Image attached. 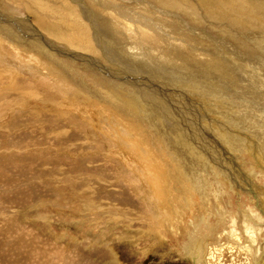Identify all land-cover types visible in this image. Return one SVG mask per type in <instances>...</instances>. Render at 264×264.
I'll list each match as a JSON object with an SVG mask.
<instances>
[{
  "label": "rangeland",
  "instance_id": "obj_1",
  "mask_svg": "<svg viewBox=\"0 0 264 264\" xmlns=\"http://www.w3.org/2000/svg\"><path fill=\"white\" fill-rule=\"evenodd\" d=\"M2 1L4 2L5 0ZM49 1H51L50 3L52 5H50V7L61 8V13L63 14L61 15L62 17L64 15L67 16L61 18L65 22V25L68 28L70 27V29L68 30L69 34H72L73 38H77L81 41V43H83V45L81 44L82 47L73 46L64 41H58L56 39L49 38L47 37V34H43L44 36H46L45 38L47 40L49 39L50 41L56 43L55 46L51 45L52 48L56 49L52 50L55 53V58L58 60L60 59L59 61H61L64 67L63 69L66 71L65 74L68 78L73 79L75 82L78 81V84L80 83V85H84L83 87L87 88L86 90H91L96 96L98 94L101 95L99 98L105 103L104 107L109 113V119L111 118L109 124L113 129H110L113 132L116 131L117 134L119 133L116 136V138H120L119 140L117 138L119 144L121 143L120 141H122L128 146L129 143L133 144L136 141L134 143V146L131 144L129 145L130 147H134L136 149V152H138L139 147L141 149L138 153H135L133 151L134 155L136 156L133 163L139 161V157L137 155H142L144 158L147 156V161L151 160V163L153 162L152 164H156L153 165L154 172H152V176H155L154 178L157 182V187L156 189H153L152 187L151 193L152 191H155L152 194L156 195L161 200L159 209L171 215L173 214L177 216V214H180L181 216H179L181 217V221L187 220L186 216L191 212V209L192 211H197L199 209L208 211L206 214L203 213L205 219L207 220L208 226L206 229H204V231L196 235L188 236V229L186 228L187 225H185L182 227L184 231L183 236H178V238L169 236L167 237L168 240H163V243L157 241L158 239L156 238V234L155 236H153L154 233L152 234L150 228L151 224L149 226L145 219L142 218V213L144 212L140 202L138 201V199L134 198L135 195L133 192L131 193L130 191L126 190L125 187H123L126 186V183L122 178H120L119 174L130 173V168L127 166V168L129 169L128 170L123 162L119 167L114 168L115 165L113 163L117 161V159L113 158L109 160L107 158H104L105 156L107 157L111 153V151H114V149L112 150V147L114 148L117 143L113 144L106 136V133L101 129L98 131L100 133H96L97 126L95 124L92 125V122L90 121L89 122L91 126L88 128L87 126H89V123L86 124V122H84L85 124H82V126L73 125L70 124V116L67 113L61 114L57 113L54 110L45 109V112L42 110H40L39 112L40 114L45 115L46 118L42 119L43 116H40L38 118L35 117L36 119L34 118L35 121L33 122L30 117H23L24 122L18 121L19 125L21 124V126H17L15 129H13L12 127L11 129H8L10 127H8L9 124L5 125L4 128H0V226H3V224H8L10 221H14V223L18 224L19 226L28 229L29 232L26 233V238L28 240L26 241L30 243V245L25 246L24 248L21 247L18 250L16 249L14 251L13 244L9 240H3V237H5V232H0V240H3L0 241V264H43V259L47 258L45 256H49L48 252L46 253L42 248H50L49 245H46L47 242H53L54 245L64 247L65 254H68V252L72 250H78V257H76L74 261L69 260L70 262H68L65 260L62 262L63 264H187L186 261L189 257L188 255L186 256L184 251L185 242H188L191 245L192 243H198L199 247L201 243V241L199 240L201 234H208V230H214L217 224L221 221V219H219L212 224L211 222H214L215 220H211L209 223V212L212 211L208 210V207L209 209H212L213 204L209 201L210 199L208 200V207L205 205V203H202V198L204 196V193L202 192L203 188L201 190H198L199 197H201V199L198 200L197 196H195L197 195V185L194 183L196 182V179H199V177H204L205 180L203 181L208 180L207 182H210V184L212 182L214 184V187H219V185L223 186V192L227 197L232 199L233 205L236 208L237 203L239 202V193L241 192L243 194V189L245 191L244 194L246 193L245 196L253 199V201L257 203L256 207L259 206L262 209L264 208V189L261 188L263 187L262 185H264V181L259 178L260 181L258 180L257 182V180H254L253 184L250 178L252 175V177L255 179V177L253 176V174L255 173L252 172V170L259 163L257 162L258 160L244 159L241 151H239L240 148L237 149V147H243V149H245L246 140L244 141L245 146H243V143H241L243 140H238L240 139V136L236 133H238L239 130L236 129V122L233 121L236 118L235 114H237L238 111H236V109H234V111L232 110L233 107L235 108L237 106L235 101L236 97L255 98L254 95L258 94L259 92H251L249 88L247 91H238L236 88V85L238 83H236L234 79L235 75L234 73H232L234 68L231 67L233 66L232 53L239 54V44H252V42L253 44H256L255 41L257 40L259 46H261L260 42L264 41V24H262L264 22H261L264 20V0H233L235 2H238V5L234 4V8L227 7L230 6L229 3L227 4V6H223V4L225 3L226 5L227 2H221L227 0H172L176 4L177 2H181L182 5H184L175 7V5L172 4L174 11L176 10L177 13L181 15L180 12L185 11V6L188 7L190 11L187 13L193 14L192 18H194V20H191L192 18L189 16V14L186 16L183 13L184 15L181 16L189 18V23H191L194 28L205 31V33H203L205 35H202L200 37H187V43L189 45L187 47L189 50L182 48L173 49L169 45V42L171 40H168L165 35L163 36L166 37L165 40L167 41H165L164 39H160L159 36L154 33L158 30H152L154 36L148 34L146 31H144L145 35L141 32V30H149V26L147 25V23H145L144 20L147 17L149 18L146 19L147 22L152 18L154 19L153 22H156V25L163 24L161 20V14L165 13L163 15H167L165 11H168V9L163 8V6L161 5L163 0H139L140 4L137 2V0H114L115 2L118 1L116 2L118 3L117 6H115V2H112L113 0H108L110 2L106 0H79V4H82L84 2L89 6V8H91V12L88 16L84 8H82V10H79L78 14L80 15V18L79 15H77V17L78 19H81L80 21H78V19L76 21L77 17L73 14V12H75V5L70 3L68 0ZM102 1L104 2L102 3ZM96 2H101V4H104L106 9H100L101 4H94ZM119 2H123L124 4H121L124 6L121 7L122 5ZM4 3H6L8 6L10 5V7L12 8H16L12 3H8L7 0ZM125 3L128 7L130 5L132 7L130 6L128 8ZM95 5H98L100 8H96ZM106 6L111 8H107ZM70 7L72 8V10L70 9ZM118 7H121V9H119ZM129 9L132 10L129 11ZM102 10L104 11V14L101 12ZM152 10H154V12ZM105 12H108V16L110 14L112 15L108 17ZM118 12H120L119 17ZM121 12H125V14ZM105 14L106 16L104 17ZM51 15L55 17L58 14L56 12H52ZM29 17L30 19L22 11L17 12V10H8L0 4V37L8 36L9 38H13V40H16L19 43L23 41V44L21 43V45H23L24 47L33 48V51L36 50L40 52L39 49L41 48L43 41L40 40L39 36H37L39 35L37 31H39V33L43 32L41 30H38L35 24L36 17L33 15H30ZM101 17L102 19H104L103 21L101 20ZM133 17H135L137 22ZM157 17H159V20ZM112 18L114 21L118 20L115 21L113 25L112 23L114 21L112 20ZM121 19L126 23L122 22L121 25H116L117 23L120 24L119 22L122 21ZM133 19L135 22L133 21ZM139 19H142L140 20L141 22L143 21L141 25H139ZM110 20H112L111 23ZM105 21H108L107 23L111 26H106L108 24ZM103 22H105V24ZM26 23L28 24V26ZM134 23L136 25H134ZM103 24L105 27L101 26ZM252 24L253 26L251 28ZM145 26L147 28H144ZM84 27H87L88 29H85ZM129 27H131V29L133 30H131ZM137 27L138 29H140V31L136 30ZM80 28L84 31V33ZM134 28L136 31H138L137 33L136 31L134 33ZM77 29L79 32L77 31ZM208 29H210L211 32ZM33 30H35V32ZM80 31L82 32V34H84V36ZM86 31L88 32V35L89 33H91V38L89 37L88 39V37H86L88 36ZM139 32L143 34L142 37L136 35ZM125 33L126 35H128L129 33V35L126 36L124 35ZM167 33V35H171L170 37H177L178 39V35L171 34L170 32ZM75 34L81 35L75 36ZM131 34L134 38H132ZM104 35H106V37ZM129 36L131 38H129ZM137 36L138 38L141 37L140 40L142 42H140L139 39L136 40ZM112 37L114 39V42H112ZM114 37H116V39ZM185 37L186 36L183 35L184 39ZM190 37L191 39H189ZM215 38L217 41L215 40ZM179 39L182 38L179 36ZM219 40L221 41V43ZM143 42L144 45L142 44ZM147 43L149 45H147ZM224 43L225 46L222 48V44ZM145 44L147 45V47H145ZM228 44L234 45L230 46ZM87 45H89V47ZM135 45L136 48H133V46L135 47ZM83 46L86 47L87 50H85ZM225 47H227V51L225 50ZM144 49H146L147 51ZM47 50H51L50 47L47 48ZM198 50L207 52L208 54H210V58H206L207 56H205V54L203 53L200 54ZM2 51L3 50L0 51V68L3 67L2 69H0V89H2L0 90V98L2 99V101L0 102V110L5 106L7 107L12 99L14 101H16L17 99L20 100L19 98L23 95L16 90L21 89H16L17 86L14 85H16L19 81H26L25 78L28 80L29 75H26L28 73V68H24V64L21 60H19L20 63L18 62V60H11L9 57H6L4 51ZM137 51L140 52L137 53ZM145 53L148 55V58ZM56 54L59 55L57 56ZM132 54L135 55L134 58ZM154 57L156 58L157 62H155L156 60ZM225 58L230 59L227 60ZM8 62L10 66H8ZM11 66L13 68L15 67L16 70L19 69L23 73V75H15L17 78L14 82L13 80H10L11 73L3 71L4 68H8ZM12 67L11 69H13ZM19 67H21V69ZM69 72L71 73V75H73L71 76ZM1 73H3L4 75H2ZM229 74H231L232 76H229ZM90 77L93 80L92 83ZM94 78L96 79L97 83L96 81H94ZM85 80L87 81V83ZM105 83L107 84V86L105 85ZM41 91H43V89L40 88V92ZM47 91L44 90L45 93H48ZM107 91L109 92V94ZM14 92L16 93V95H13ZM127 94L131 96L129 97ZM22 98H25V96H23ZM110 98L112 100H110ZM257 99L260 98L258 97ZM138 100L142 105L138 102ZM105 101H107V103ZM226 102H228L229 104H226ZM26 103H30V106L28 104V107L24 109L25 111H31L32 109L34 110L36 109L35 106L39 109L43 108L40 103V98L37 97L36 99H26ZM108 103L109 105H107ZM36 104H38L39 106ZM108 107L110 108L108 109ZM260 107H262V103H260ZM20 111L22 112L19 107H17V109H14L11 115H9L10 118L6 119L5 122H12L16 120V115L19 116V114L21 113ZM110 111H114L115 113L113 112V114ZM126 111L129 116L125 114ZM47 114H50V118H48ZM112 114L113 116H115L114 118L112 117ZM116 114L118 116H116ZM128 117L129 119H132H130L131 121L129 122V119L126 120ZM18 119L19 117L17 118V120ZM116 119L118 120V122ZM54 120L57 121V123ZM135 120L138 121V124ZM46 121H48V123ZM134 121L136 125L134 124ZM121 122L124 124H122ZM35 123L41 124L38 125ZM131 126L133 129L131 128ZM81 127H83V129ZM129 130L131 133L130 136ZM78 131H80L81 133ZM137 132L138 134L140 133L139 136L138 134H135ZM74 133L78 136L73 135ZM228 133L229 135H227ZM100 134H102V136H100ZM121 135H123L124 137L126 136L125 138L123 137V139H126L125 141L121 139ZM127 136L129 138H127ZM226 139L228 141H226ZM73 140L75 141V143L72 142ZM225 142L227 143L225 144ZM47 144L51 148L47 146ZM232 144L234 148L232 147ZM56 146L59 148H56ZM100 149L102 150V152H99L101 151ZM148 152L150 154H148ZM238 152H240L241 154ZM30 155H36L37 157L43 155L45 157H40L41 160H39L40 158H35L36 156L31 158L34 159L32 160L34 162L35 159H38L40 161L39 162L37 160L38 162L36 163V165L32 166V163H27L31 162L29 160V158L31 157ZM49 156H52L51 158L55 160V164L57 166L54 164V162H52V159H47V157ZM13 157H15L14 160L11 159ZM148 157L151 158L148 159ZM66 159L70 162L63 161ZM44 161H50V164H48V162L46 163V166H43L45 165ZM140 161L143 163L141 159ZM229 163L233 165L231 166ZM29 165H31V167ZM227 165L230 166L228 167ZM123 166H125L124 168L126 169H124ZM206 166L211 167V169L209 167L207 168ZM11 167H13V170L11 169ZM19 167H21L22 169L20 168L21 170H19ZM26 167H29L30 170ZM14 168L16 170H14ZM74 168H76V170ZM205 168H207V170ZM231 168L237 171H234ZM212 169L214 170V172H211ZM22 170L23 172H21ZM256 170L258 174H264V171L261 168H257ZM42 171L44 172V177H42V175L40 176V173H42ZM202 171H204V173H202ZM145 172L147 173V171ZM188 173H190L189 176ZM199 173L204 175L201 177L199 176ZM205 173L207 174L206 176ZM66 174L71 175V177L67 176ZM59 175L61 176L59 177ZM215 176H217L216 179ZM61 177L63 180L61 179ZM190 178H192V180ZM9 179L13 180V183L16 181V183H14V186L9 187V185L7 184ZM82 179H84V181ZM188 180L190 183L188 182ZM32 182L36 185V189L33 188ZM255 182L258 185L255 184ZM38 184H40L41 186H39ZM191 186L193 187L190 189ZM8 187L10 189H8ZM233 187L234 189L232 190L231 188ZM251 188H254L255 190ZM19 189L22 190L24 195L30 191L31 193L30 195L27 194L25 197H17L21 195ZM191 190L192 192H190ZM259 190H261L260 193L258 192ZM183 191H185L184 194H186V197L187 195H193L194 199L191 200L193 202H191L189 199H186ZM254 191L258 193L256 194L259 197L255 194ZM205 192H207V190H205ZM8 194L10 197L8 196ZM123 194L126 197L123 196ZM168 194L170 195L168 196ZM14 195L16 196V200ZM11 196H13V198H11ZM44 197L45 199H43ZM120 199H123V201L125 202L121 201ZM129 200L131 202H128ZM227 200L230 201L228 198ZM167 202L169 204H167ZM240 202H242V205H244L245 203L249 204V202H247V199L244 197L240 200ZM186 207L195 208L194 210L193 208H189L190 212H187L188 209ZM178 211L180 213H178ZM184 213L186 215H184ZM181 221L180 223H183ZM164 223L166 224L163 217L162 224ZM188 223L189 222L187 220V224ZM222 228L223 224L221 223L219 224L217 229L221 230ZM30 233L33 235V237L32 235H30ZM19 234L23 235L20 232L17 236H19ZM154 237L156 239H154ZM33 238L35 239L37 245L40 244L39 246H35V243H31ZM179 239H181L182 241ZM152 240H154L155 242H151ZM214 241L215 240H210L209 242L214 243ZM34 247H36L37 250L35 252H32L30 249ZM188 252L189 251H186V253ZM40 255L41 257H39ZM85 257L88 258L85 259ZM225 261H228V263L231 264L230 258H226Z\"/></svg>",
  "mask_w": 264,
  "mask_h": 264
},
{
  "label": "bare ground",
  "instance_id": "obj_2",
  "mask_svg": "<svg viewBox=\"0 0 264 264\" xmlns=\"http://www.w3.org/2000/svg\"><path fill=\"white\" fill-rule=\"evenodd\" d=\"M6 1V0H5ZM4 1V2H5ZM63 1V0H62ZM70 3L74 4L75 7V12H73V14L77 17V15H79V10H82V8H84L87 16L90 14L91 12V8H89V6L87 4H85L84 2L82 4H79V0H68ZM87 1V0H86ZM108 1V0H106ZM123 1V0H121ZM166 1V2H165ZM2 0H0V4L3 5V7H5L6 9H10V10H13V11H22L24 12V14H26V16H28V18L30 19V15L32 16H35V24L38 28V30H41L43 33H39V36L40 37V40L43 41L42 43V46L41 48L39 49L40 52L36 51V50H32L33 48H27V47H24L23 45H21V43L23 44V41L21 43L17 42L16 40H13V38H9L8 36L7 37H0V51L3 50L4 53H5V56L6 57H9L11 60H18V62L20 63L19 60H21L24 64V68L27 69L28 68V73L26 75H28V80L25 78L26 81H19L16 85L14 86H17L16 89H21V90H16V91H19L20 94L22 93L23 96H25V98H22V97H17L19 98L20 100H17L14 101L12 99V101L10 102V104L7 105V107L5 106L4 108H2L0 110V128H4L5 125L9 124L8 125V129H11V127L13 129H15L17 126H21V124L19 125V122L18 121H23V117H30L31 120H33V122L35 121L36 118L40 117V116H43V118H46L45 115L43 114H40V110L42 111H46L48 109L50 110H54L56 111L57 113H67L70 117H69V122L70 124H73V125H80L82 126V124H85L84 122H86V124L89 123V126H91L90 122H92V125L95 124L97 126L96 128V133H100L98 132L100 129L102 131H104L106 133V136L110 139V141L115 145V147L113 148L112 147V150L114 149V151H111V153L106 157L105 156L104 158L106 159H117V161H115L113 164L115 165L114 168L116 167H119L122 162L126 165V168L127 166L130 168V173H120L119 176L120 178L123 179V181L126 183V186H123L126 188V190L130 191L131 193L133 192L136 199H138V201L140 202L141 206L143 207V212L142 213V218L145 219V221L149 224H151L150 228H151V231H152V234L154 233L153 236H155L156 234V238L158 239L157 241L159 242H164L163 240H168L167 237L169 236H174L176 238H178V236H183V226L187 225V229H188V233L187 235L188 236H192V235H196L202 231H204V229L207 228V220L205 219L204 217V214H206L208 211H204L202 209H199V210H195V211H192L191 208L193 207H189L191 209V212H190V209L187 208V212L189 211L190 213L186 216L187 220H188V224H187V220L186 221H181V215L179 216L177 214L176 215H171V214H168V213H165L163 211H161L159 208H160V204H161V200L154 194L155 191H152L151 193V188L153 187V189H156L157 187V182L155 181V176H152V172H154L153 170V165L155 164H152L151 163V160L150 161H147V156L144 158L142 155H137L139 157V161H136L135 163L134 162V158L136 157L133 153V151L135 153H138L140 149H138V152H136L135 148L134 147H130L129 145H135L134 142L133 144L132 143H129V145L127 146V144L123 143L122 141H120L121 143L119 144L118 140L120 138H116V136L119 134L113 131H111V128L110 124H109V121L111 120V118L109 119V116H108V112H107V109L104 107L105 106V103L103 102V100H101L99 97L101 95H95L91 90H86L87 88L83 87L84 85H80V83L78 84V81L75 82L73 79L71 78H68L67 75L65 74V70L63 69V65L61 63V61H59L58 59L55 58L54 56V52L52 50H56L55 48H52L51 45L55 46L56 43H54L53 41H50L49 39L47 40L43 34H47V37L49 38H52V39H56V40H60V41H64L70 45H73V46H78V47H82L81 44L83 45V43H81L80 40H78L77 38H73L72 34L70 35L68 30L70 29V27L68 28L66 25H65V22L63 21V17L66 16L64 15L63 17L61 15H63L61 13V8L59 7H50L51 5V1L47 0H7V2L9 3H12L14 7L16 8H12L10 7V5L8 6L6 3H4ZM54 2V1H53ZM67 2V1H66ZM94 2V1H92ZM104 1H102L103 3ZM110 2V1H108ZM112 2H115L114 0ZM118 2V1H116ZM115 2V3H116ZM137 2L139 3V0H137ZM170 2V3H169ZM177 2V1H176ZM223 2H227L226 5L225 3L223 4V6H227V4L229 3L230 6H227L229 8H234V4L238 5V2H235L233 0H227V1H222L221 3ZM258 2V1H257ZM65 3V2H64ZM68 3V2H67ZM87 3V2H86ZM91 3V2H90ZM101 4V2H99ZM98 2L94 3V4H98ZM107 3V2H106ZM105 3V4H106ZM120 3V2H119ZM122 4H124L123 2H121ZM120 3V4H121ZM128 3V2H127ZM54 4V3H52ZM93 4V5H94ZM109 4V3H108ZM121 4V5H122ZM126 4V3H125ZM140 4V3H139ZM143 4V3H142ZM172 4L175 5V7L177 6H181L182 3L181 2H177L174 3V1L172 0H163L161 5L163 6V8L165 9H168V11H165L167 15H163L161 14V20H162V25H159L157 24L156 25V22L154 23L153 20L151 18L150 21L147 22V18L144 19L145 20V23H147V25L149 26V30H141V32L144 34V31H146L148 34L150 35H153L154 36V33L156 35L159 36L160 39H164L167 37L168 40H171L169 42V45L174 49L176 48H182V49H188L187 46L188 45V39L187 37L188 36H202V35H205L203 33H205V31H201L199 29H196L194 28V26L189 23V18H186L185 16L182 17L181 15H188L192 18V15L193 14H190V13H187L190 11V9L188 7L185 6V11L184 12H180L182 10H180V14L179 15L177 13V11L175 12L174 11V8L172 7ZM254 4V3H253ZM57 5H60V4H57ZM56 5V6H57ZM70 5V4H69ZM73 5V6H74ZM83 5V6H82ZM98 5H95L96 8L99 7ZM113 5V4H112ZM118 3L115 4V6H117ZM129 5V4H128ZM150 5V4H149ZM152 5V4H151ZM251 5V4H250ZM52 6V5H51ZM94 6V8H95ZM104 4H101V8L100 9H106ZM111 6V5H109ZM114 6V5H113ZM114 6V7H115ZM120 6V5H119ZM124 5H122L121 7H123ZM127 6V4H126ZM131 6V5H130ZM129 6V7H130ZM139 6V5H137ZM136 6V7H137ZM142 6V5H141ZM184 6V5H182ZM66 7V6H65ZM107 7V6H106ZM121 7H118L119 9H121ZM128 7V6H127ZM126 7V8H127ZM128 7V8H129ZM132 7V6H131ZM191 7V6H190ZM263 7V6H262ZM98 8V9H99ZM107 8H111V7H107ZM145 8V7H144ZM150 8V7H149ZM158 8V7H156ZM70 9L72 10V8L70 7ZM73 9V10H74ZM170 9V10H169ZM259 9V8H258ZM26 10V11H25ZM64 10V9H63ZM111 10V9H110ZM125 10V9H123ZM132 10V9H129V11ZM139 10V9H138ZM164 10V9H163ZM251 10V9H250ZM95 11V10H94ZM136 11V9H135ZM154 12V10H152ZM201 11V10H200ZM12 12V11H11ZM52 12H56L58 15L57 16H52ZM66 12V11H64ZM68 12V11H67ZM102 13L104 12L103 10L101 11ZM109 12V11H108ZM108 12H105L108 16ZM111 12V11H110ZM114 12V11H113ZM126 12V11H125ZM125 12H121L123 14H125ZM161 12H162V9H161ZM197 12V11H196ZM95 13V12H94ZM117 13V12H115ZM120 12H118V17H119V14ZM127 13V12H126ZM132 13V12H130ZM158 13V12H157ZM156 13V14H157ZM184 13V14H183ZM258 13V12H257ZM30 14V15H29ZM65 14V13H64ZM72 14V15H73ZM104 14V13H103ZM106 14L104 15V17L106 16ZM15 15H16V12H15ZM56 15V14H55ZM112 14H110L109 16H111ZM116 15V14H115ZM122 15V14H121ZM141 15V14H140ZM159 15V14H158ZM14 16V15H13ZM19 16V15H18ZM70 16V15H69ZM92 16V15H91ZM102 16V15H101ZM108 16V17H109ZM114 16V15H113ZM123 16V15H122ZM142 16V15H141ZM21 17V16H20ZM62 17V18H61ZM67 17V16H66ZM99 17V16H98ZM115 17V16H114ZM113 17V18H114ZM117 17V19H118ZM132 17V16H131ZM130 17V18H131ZM143 17V16H142ZM153 17V16H152ZM196 17V16H194ZM206 17V16H205ZM239 17V16H238ZM237 17V18H238ZM75 18V17H74ZM79 18H80V15H79ZM93 18V17H92ZM95 18V17H94ZM100 18V17H99ZM111 18V17H110ZM109 18V19H110ZM112 18V20H113ZM116 18V17H115ZM114 18V19H115ZM135 19V17H133ZM156 18V17H155ZM158 20H159V17H157ZM186 18V19H185ZM234 18V17H233ZM240 18V17H239ZM15 19V18H14ZM78 17L76 18V21H77ZM89 19V18H88ZM124 19V18H123ZM126 19V18H125ZM133 19V21H134ZM149 19V18H148ZM230 19V18H229ZM236 19V18H235ZM244 19V18H243ZM66 20V19H64ZM74 20V19H73ZM81 19H78V21H80ZM92 20V19H91ZM101 20L103 21L104 19H102L101 17ZM110 20V23L111 21ZM122 20V19H121ZM142 19H139V22L141 25L142 22L140 21ZM191 20H194V18H192ZM69 21V20H68ZM71 21H72V18H71ZM100 21V20H99ZM114 21V20H113ZM115 21H118V20H115ZM115 21L112 23V25L115 23ZM120 21V20H119ZM126 21V20H125ZM135 21L137 22V20L135 19ZM134 21V22H135ZM237 21V20H236ZM82 22V21H81ZM88 22V21H87ZM106 22V21H105ZM105 22H103L105 24ZM108 22V21H107ZM106 22V23H107ZM122 22H124V20H122L121 22H119L120 24H116V25H121ZM234 22V21H233ZM261 22H264L261 21ZM5 23V22H4ZM3 23V24H4ZM76 23V22H75ZM79 23V22H77ZM84 23V22H83ZM93 23V22H92ZM126 23V22H124ZM201 23V22H200ZM27 24V23H26ZM70 24V23H69ZM91 24V22H90ZM101 25V26H104ZM108 24V23H107ZM132 24V22H131ZM138 24V23H137ZM197 24V23H196ZM213 24V23H212ZM254 24V23H253ZM253 24L251 25V28L253 26ZM258 24V23H257ZM264 24V23H262ZM20 25V24H19ZM25 25V24H24ZM23 25V26H24ZM74 25V24H73ZM87 25V24H86ZM85 25V26H86ZM100 25V24H99ZM110 24L106 25L109 27ZM127 25V24H126ZM134 25H136L134 23ZM145 25V24H144ZM146 25V26H147ZM199 25V24H198ZM205 25V23H204ZM210 25V24H209ZM248 25V23H247ZM14 26V25H13ZM28 26V24H27ZM83 26V25H82ZM111 26V25H110ZM129 26V25H128ZM127 26V27H128ZM132 26V25H131ZM144 27V28H147V27ZM213 26V25H212ZM5 27V26H4ZM10 27V26H9ZM90 27V26H89ZM105 27V26H104ZM122 27V26H121ZM210 27V26H209ZM22 28V26H21ZM24 28V27H23ZM73 28V26H72ZM85 28V27H84ZM87 28V27H86ZM85 28V29H86ZM96 28V27H95ZM131 29V27H129ZM205 28V27H204ZM212 28V27H211ZM210 28V29H211ZM254 28V27H253ZM25 29V28H24ZM33 29V28H32ZM81 29V28H80ZM88 29V28H87ZM123 29V28H122ZM142 29V28H141ZM208 29V30H210ZM76 30V29H75ZM82 30V29H81ZM93 30V29H92ZM108 30V29H107ZM120 30V29H119ZM128 30V29H126ZM133 30V29H131ZM130 30V31H131ZM136 30L140 31V29H138V27L136 28ZM135 28H134V33H135ZM152 30H158L157 32H152ZM35 32V30H33ZM40 31V32H41ZM78 31V29H77ZM83 31V30H82ZM118 31V29H117ZM136 31V33L138 32ZM207 31V30H206ZM224 31V30H223ZM264 31V30H263ZM262 31V32H263ZM79 32V31H78ZM81 32V31H80ZM87 32V31H86ZM105 32V30H104ZM128 32V31H126ZM141 32H139L140 34H142ZM167 32H170L171 34H176L178 35V39L177 37L176 38H172L170 37L171 35H167L168 33ZM211 32V30H210ZM250 32V31H249ZM5 33V32H4ZM73 33V32H72ZM84 33V31H83ZM123 33V32H122ZM131 33V32H130ZM136 34V35H139V36H143L140 35V34ZM21 34V33H20ZM37 34V33H35ZM74 34V33H73ZM78 34V33H77ZM75 34V36L77 35ZM82 34V32H81ZM79 34V35H81ZM91 33H89L88 35V32H87V35L86 37H89L91 38ZM103 34V33H102ZM259 34V33H258ZM262 34V33H261ZM14 35V33H13ZM23 35V34H22ZM77 35V36H79ZM84 36V34H82ZM126 35V33L124 34ZM129 35V33H128ZM126 35V36H128ZM135 35V34H134ZM145 35V34H144ZM165 35V36H163ZM175 35V36H176ZM183 35L186 36L185 39L183 38ZM211 35V34H210ZM106 37V35H104ZM132 36V34H131ZM179 36L182 38V39H179ZM240 36V35H239ZM34 37V36H33ZM95 37V36H94ZM111 37V36H110ZM109 37V38H110ZM118 37V36H117ZM124 37V36H123ZM141 37L136 38L137 39H141ZM164 37V38H163ZM210 37V36H209ZM217 37V36H216ZM242 37V36H241ZM37 38V37H35ZM83 38V37H82ZM116 39V37H114ZM129 38H131L129 36ZM132 38H134L132 36ZM211 38V37H210ZM222 38V37H221ZM254 38V37H253ZM20 39V38H19ZM23 39V38H22ZM21 39V40H22ZM30 39V38H29ZM28 39V40H29ZM96 39V38H95ZM119 39V38H118ZM149 39V38H148ZM173 39V40H172ZM191 39V37L189 38ZM193 39V38H192ZM207 39V38H206ZM245 39V38H244ZM247 39V38H246ZM104 40V39H103ZM107 40V39H106ZM113 37H112V42L113 41ZM120 40V39H119ZM122 40V39H121ZM195 40V39H194ZM216 40V38H215ZM238 40V39H237ZM50 41V43H49ZM88 41V40H87ZM109 41V40H108ZM130 41V40H129ZM134 41V40H133ZM148 41V40H147ZM167 41V40H165ZM217 41V40H216ZM220 41V40H219ZM26 42V41H25ZM28 42V41H27ZM84 42V41H82ZM110 42V41H109ZM117 42V41H116ZM120 42V41H119ZM122 42V41H121ZM140 42H142L140 40ZM215 42V41H214ZM213 42V43H214ZM250 42V41H249ZM256 44H239L240 45V51H239V54H234L232 53V56H233V61H232V64L233 66H231L232 68H234V70L232 71V73H234V79L236 81V83H238L236 86L237 90L238 91H247L248 88L251 90V92H259L258 94L254 95L255 98H246V97H236L235 101H236V104L237 106L234 108H232V110L234 111V109H236L237 114H235L236 118L233 120L236 122V129L239 130L238 133H236L237 135L240 136V139H238L239 141H242L241 143H243V146H245L244 144L246 143V146H245V149H243V147H237V149L240 148L239 151H241L242 155L244 156V159L246 160H258L257 162L259 163L258 165H256L252 172H254L255 174H253V176L255 177V179L252 177L251 175V180L252 182L254 180H259L262 179L264 181V174H258L257 173V168H261L263 171H264V41L260 42L261 43V46H259V43L257 42V40L255 41ZM40 43V42H39ZM123 43V42H122ZM194 43V42H193ZM192 43V44H193ZM198 43V42H197ZM212 43V44H213ZM218 43V42H216ZM221 43V41H220ZM227 43V42H226ZM88 44V42H87ZM107 44V43H106ZM118 44V43H117ZM125 44V43H124ZM144 45V42L142 43ZM21 45V46H20ZM26 45V44H25ZM39 45V44H38ZM90 45V44H89ZM89 45H87L89 47ZM92 45V44H91ZM147 45H149L147 43ZM147 45L145 44V47H147ZM155 45V44H154ZM219 45V44H218ZM227 45V44H226ZM230 45V44H228ZM234 45V44H233ZM233 45H230V46H233ZM86 46V45H84ZM85 50L86 47H84ZM157 46V45H156ZM191 46V45H190ZM195 46V45H194ZM214 46V45H213ZM220 46V45H219ZM225 46V43L222 44V48ZM22 47V48H20ZM37 47V46H36ZM51 50H47V48H49ZM158 47V46H157ZM198 47V46H197ZM35 48V46H34ZM99 48V47H98ZM123 48V47H122ZM130 48V47H129ZM133 48H136V45L135 47L133 46ZM132 48V49H133ZM170 48V47H169ZM190 48V47H189ZM82 49V48H81ZM89 49V48H88ZM128 49V48H127ZM220 49V48H219ZM58 50V49H57ZM94 50V49H93ZM146 50V49H144ZM189 50V49H188ZM191 50V49H190ZM222 50V49H221ZM225 50L227 51V47H225ZM224 50V52H225ZM233 50V49H232ZM2 51V52H3ZM52 51V52H51ZM61 51V50H60ZM124 51V50H122ZM129 51V50H128ZM147 51V50H146ZM145 51V52H146ZM164 51V50H163ZM199 51V50H198ZM59 52V51H58ZM136 52V51H135ZM140 52V51H139ZM137 51V53H139ZM162 52V51H161ZM200 54H205V56H207L206 58H208L210 56V54H208L207 52L205 51H199ZM221 52V51H220ZM73 53V52H72ZM91 53V52H90ZM124 53V52H123ZM130 53V52H129ZM134 53V51H133ZM213 53V52H212ZM61 54V53H60ZM146 54V53H145ZM157 54V53H156ZM197 54V53H196ZM214 54V53H213ZM224 54V53H223ZM227 54V53H226ZM57 55V54H56ZM59 55V54H58ZM57 55V56H58ZM63 55V54H62ZM133 55V58H134V54ZM131 55V57H132ZM140 55V54H139ZM147 55V54H146ZM150 55V53H149ZM158 55V54H157ZM65 56V55H64ZM82 56V55H81ZM138 56V55H137ZM136 56V57H137ZM145 56V55H144ZM183 56V55H182ZM204 56V57H205ZM219 56V55H218ZM224 56V55H223ZM230 56V55H229ZM66 57V56H65ZM203 57V58H204ZM225 57V56H224ZM8 58V59H9ZM67 58V57H66ZM74 58V57H72ZM133 58H132V62H133ZM140 58V56H139ZM142 58V57H141ZM147 58H148V55H147ZM155 58V57H154ZM168 58V57H167ZM210 58V57H209ZM65 59V58H64ZM159 59V58H158ZM225 59H230V58H225ZM10 60V61H11ZM154 60V59H153ZM156 60V58H155ZM214 60V59H213ZM138 61V59H137ZM150 61V60H149ZM5 62V61H4ZM65 62V61H64ZM142 62V61H140ZM157 62V60L155 61ZM167 62V61H166ZM186 62V61H185ZM219 62V61H218ZM7 63V62H6ZM138 63V62H137ZM149 63V62H148ZM5 64V63H4ZM9 64V62H8ZM6 64V65H8ZM134 64V63H133ZM152 64V63H151ZM150 64V65H151ZM224 64V63H223ZM172 65V64H171ZM176 65V64H175ZM174 65V66H175ZM10 66V64L8 65ZM67 66V65H66ZM149 66V65H148ZM158 66V65H157ZM173 66V67H174ZM12 67V66H11ZM11 67H8V68H4L3 71L5 72H10L11 74V81L13 80V82L16 80V76L17 75H23L22 71H20L19 69H15V67L13 69H11ZM141 67V66H140ZM172 67V68H173ZM3 67H1L0 69H2ZM21 69V67H19ZM149 68V67H148ZM154 68V67H153ZM161 68V67H160ZM169 68V67H167ZM175 68V67H174ZM71 69V67H70ZM69 69V70H70ZM107 69V68H106ZM142 69V68H141ZM24 70V69H23ZM139 70V69H138ZM153 70V69H152ZM169 70V69H168ZM164 71H165V68H164ZM182 71V70H181ZM68 72V71H67ZM161 72V71H160ZM169 72V71H167ZM177 72V71H176ZM70 73V72H69ZM2 75H4L3 73H1ZM165 74V73H164ZM16 75V76H15ZM71 75V73H70ZM73 75V74H72ZM71 75V76H72ZM76 75V73H75ZM85 75V74H84ZM163 75V74H162ZM182 75V74H181ZM7 76V75H6ZM229 76H232L231 74H229ZM9 77V75H8ZM26 77V76H25ZM82 77V75H81ZM153 77V76H152ZM184 77V76H183ZM182 77V78H183ZM86 78V77H85ZM168 78V77H167ZM91 79V77H90ZM95 79V78H94ZM192 79V78H191ZM7 80V79H6ZM9 80V79H8ZM23 80V79H22ZM76 80V79H75ZM78 80V78H77ZM83 80V79H82ZM189 80V79H188ZM219 80V79H218ZM84 81V80H83ZM86 81V80H85ZM92 79H91V83H92ZM96 81V79L94 80ZM103 81V80H102ZM222 81V80H221ZM80 82V81H79ZM87 83V81H86ZM85 83V84H86ZM90 83V82H89ZM97 83V81H96ZM99 83V82H98ZM192 83V82H191ZM235 83V84H236ZM6 84V83H5ZM13 84V83H12ZM122 84V83H121ZM226 84V83H224ZM95 85V84H94ZM105 85L107 86V84L105 83ZM5 86V85H4ZM13 86V85H11ZM86 86V85H85ZM165 86V85H164ZM221 86V84H220ZM224 86V85H223ZM92 87V86H91ZM110 87V86H109ZM113 87V86H112ZM130 87V86H129ZM10 88V87H9ZM40 88L43 89V91L40 92ZM166 88V87H165ZM223 88V87H222ZM234 88V86H233ZM235 88V89H236ZM4 89V88H3ZM8 89V88H7ZM92 89H95V88H92ZM96 89H99V88H96ZM126 89V88H125ZM134 89V88H133ZM143 89V88H142ZM230 89V87H229ZM2 90V89H0ZM9 90V89H8ZM47 91L48 93H45L44 92ZM104 90V89H103ZM111 90V89H110ZM5 91H6V88H5ZM120 91V90H119ZM131 91V90H130ZM129 91V92H130ZM142 91V90H141ZM108 92V91H107ZM96 93V92H95ZM106 93V91H105ZM123 93V92H122ZM109 94V92H108ZM12 95V94H11ZM13 95H16V93L14 92ZM129 96V94H127ZM131 96V95H130ZM129 96V97H130ZM135 96V95H134ZM143 96V95H142ZM226 96H229V95H226ZM10 97V96H9ZM40 98V103H41V106L43 108H38L35 106L36 109H32L31 111H25L24 109H26L28 107V104L30 106V103H26V99H33L35 98ZM120 97V96H119ZM133 97V96H132ZM149 97V96H148ZM260 98V99H257V98ZM12 98V96H11ZM102 98V97H101ZM112 98V96H111ZM110 98V100H112ZM118 98V97H117ZM231 98V97H230ZM234 98V97H232ZM103 99V98H102ZM106 99V98H105ZM108 99V98H107ZM109 100V101H110ZM115 100V99H114ZM118 100V99H117ZM124 100V99H123ZM227 100V99H226ZM2 101V99L0 98V102ZM7 101V99H6ZM108 101V100H107ZM107 101H105L107 103ZM125 101H126V97H125ZM9 102V101H8ZM120 102V101H119ZM139 102V100H138ZM114 103V102H113ZM124 103H128V102H124ZM136 103V102H135ZM140 103V102H139ZM260 103H262V107H260ZM120 104V103H119ZM130 104V103H129ZM141 104V103H140ZM226 104H229L228 102H226ZM233 104V103H232ZM38 105V104H36ZM109 105V103L107 104ZM142 105V104H141ZM214 105V104H213ZM4 106V105H3ZM39 106V105H38ZM40 106V107H41ZM116 106V105H115ZM119 106V105H117ZM136 106V105H135ZM134 106V107H135ZM223 106V105H222ZM17 107H19L22 112L18 115H16V120L12 121V122H5L6 119H9V115H11V113L14 111V109H17ZM112 107V106H111ZM114 107V106H113ZM123 107V106H122ZM142 107V106H141ZM32 108V107H31ZM110 107H108L109 109ZM126 108V107H125ZM46 109V110H45ZM113 109V108H112ZM117 109V108H116ZM120 109V108H119ZM122 109V108H121ZM114 110V109H113ZM235 111V112H236ZM111 113H113L112 111H110ZM110 113V114H111ZM115 113V112H114ZM113 113V114H114ZM118 113V112H117ZM131 113V112H130ZM112 114V117L114 118L115 116H113ZM127 116L128 113L126 111L125 113ZM48 115V114H47ZM59 115V114H58ZM149 115V114H148ZM50 114L48 115V118ZM116 116H118L116 114ZM123 116V115H122ZM15 117V116H14ZM19 117V119L17 120V118ZM22 117V118H21ZM36 117V118H35ZM13 118V117H12ZM35 118V119H34ZM112 118V119H113ZM126 118V117H125ZM146 118V117H145ZM119 119V118H118ZM123 119V118H122ZM129 117L126 119L128 120ZM131 119V118H130ZM128 120L131 121V120ZM161 119V118H160ZM55 120H56V116H55ZM54 120V121H55ZM115 120V119H114ZM117 120V119H116ZM124 120V119H123ZM125 120V121H126ZM66 121V120H65ZM90 121V122H89ZM136 121V120H135ZM135 121H134V124H135ZM143 121V120H142ZM24 122V121H23ZM48 123V121H46ZM57 123V121H55ZM67 122V121H66ZM112 122V121H111ZM114 122V121H113ZM118 122V120H117ZM127 122V121H126ZM138 121H136L137 123ZM229 122V121H228ZM227 122V123H228ZM32 123V122H31ZM56 123H53V124H56ZM68 123V122H67ZM116 123V121H115ZM122 123V122H121ZM120 123V124H121ZM131 123V122H130ZM151 123V122H150ZM173 123V122H172ZM234 123V122H233ZM35 124H38L40 125L41 123H35ZM113 124V123H111ZM124 124V123H122ZM138 124V123H137ZM129 125V124H128ZM133 125V123H132ZM136 125V124H135ZM140 125V124H139ZM234 125V124H233ZM234 125V126H235ZM54 126V125H53ZM126 126V125H125ZM233 126V127H234ZM118 127H119V124H118ZM163 127V126H162ZM55 128V127H54ZM83 129V127H81ZM85 128V127H84ZM93 128V127H92ZM91 128V130H92ZM111 128V129H110ZM126 128V127H125ZM132 128V126H131ZM137 128V127H136ZM235 128V127H234ZM118 129V128H117ZM130 129V127H129ZM133 129V128H132ZM42 130V129H41ZM56 130H59V129H56ZM88 130V129H87ZM145 130V129H144ZM12 131H15V130H12ZM51 131V130H50ZM57 132V131H56ZM80 132V131H78ZM124 132V131H123ZM133 132V131H132ZM141 132V131H140ZM233 132V131H232ZM81 133V132H80ZM90 133V132H89ZM152 133V132H150ZM224 133V132H223ZM87 134V133H85ZM120 134H121V130H120ZM127 134V133H126ZM130 130H129V136H130ZM134 134V133H133ZM135 134H138L135 133ZM140 134V133H139ZM138 134V136H139ZM18 135V133H17ZM73 135H76L75 133ZM154 135V134H153ZM229 135V133L227 134ZM234 135V134H233ZM78 136V135H76ZM88 136V135H87ZM100 136H102V134H100ZM120 136V135H119ZM123 139V135H121ZM137 136V135H135ZM151 136V135H150ZM231 136V135H230ZM75 137V136H74ZM83 137V136H82ZM126 137V136H125ZM124 137V138H125ZM133 137V136H132ZM131 137V138H132ZM207 137V136H206ZM235 137V136H234ZM242 137V139H241ZM43 138V137H42ZM41 138V139H42ZM104 138V137H103ZM127 138H129L127 136ZM130 138V139H131ZM152 138V137H150ZM222 138V137H221ZM6 139V138H5ZM79 139V138H78ZM142 139V138H141ZM164 139V138H163ZM223 139V138H222ZM236 139V138H235ZM126 139H123V141H125ZM140 140V139H139ZM230 140V139H229ZM246 140V141H245ZM48 141V140H47ZM51 141V140H50ZM130 141V140H129ZM149 141V140H148ZM226 141H228L226 139ZM234 141V140H233ZM245 141V143H244ZM52 142V141H51ZM72 142L75 143V141L73 140ZM133 142V141H132ZM140 142V141H139ZM231 142V141H230ZM33 143V142H32ZM70 143V142H69ZM222 143V141H221ZM227 142H225L226 144ZM139 145V144H137ZM136 145V146H137ZM148 145V144H147ZM151 145V144H150ZM230 145V144H229ZM228 145V146H229ZM34 146V145H33ZM31 146V147H33ZM36 146V145H35ZM39 146V145H38ZM42 146V145H41ZM47 146H49L47 144ZM59 146V145H58ZM135 146V147H136ZM50 147V146H49ZM232 147H233V144H232ZM28 148V147H27ZM35 148V147H34ZM38 148V147H36ZM51 148V147H50ZM56 148H59L56 146ZM167 148V147H166ZM219 148V147H218ZM231 148V147H230ZM234 148V147H233ZM45 149V148H44ZM48 149V148H47ZM54 149V147H53ZM104 149V147H103ZM59 150V149H58ZM101 150V149H100ZM227 150V149H226ZM11 151V150H10ZM13 151V150H12ZM32 151V150H30ZM90 151V150H89ZM104 151V150H103ZM188 151V150H187ZM228 151V150H227ZM243 151V152H242ZM48 152V151H47ZM53 152V151H52ZM67 152V151H66ZM99 152H102L99 151ZM106 152V151H105ZM108 152V151H107ZM110 152V151H109ZM236 152V151H235ZM40 153V152H39ZM58 153V152H57ZM65 153V152H64ZM141 153V152H140ZM222 153V152H221ZM240 153V152H238ZM240 153V154H241ZM50 154V152H49ZM68 154V153H67ZM101 154V153H100ZM107 154V153H105ZM146 154V153H145ZM148 154H150L148 152ZM225 154V153H224ZM16 155V154H15ZM39 155V154H38ZM43 155H44V152H43ZM40 156V157H45V156ZM147 155V154H146ZM31 156V155H30ZM36 155L34 156H31L29 158V160L31 162H27L28 164L29 163H32V166L36 165V163L41 160L40 157H35ZM164 156V155H163ZM40 158L39 160L38 159H35V162L32 161L34 159H31V158ZM50 157V158H49ZM47 157V159L49 160H53V158H51L52 156H49ZM55 157V156H54ZM194 157V156H193ZM192 157V158H193ZM9 158V157H8ZM15 157L11 158L14 160ZM151 158V157H148V159ZM2 159V158H1ZM10 159V158H9ZM138 159V158H137ZM140 159L143 161V163L140 161ZM161 159V157H160ZM38 160V161H37ZM73 160V158H72ZM175 160V159H174ZM218 160V159H217ZM241 160V159H240ZM58 161V159H57ZM63 161H68L67 159L66 160H63ZM192 161V160H191ZM40 162V161H39ZM43 162V161H42ZM49 162V163H48ZM44 161V164L43 166H46V163L50 164V161ZM52 162H54L55 164V160H53ZM70 162V161H68ZM67 162V163H68ZM73 162V161H72ZM76 162V161H74ZM164 163V162H163ZM175 163V162H174ZM173 164V163H172ZM221 164V163H220ZM230 164V163H229ZM27 165V164H26ZM56 165V164H55ZM54 165V166H55ZM62 165V164H61ZM65 165V164H64ZM63 165V166H64ZM156 165V164H155ZM222 165V164H221ZM231 165V164H230ZM230 165H227L228 167ZM233 165V164H232ZM231 165V166H232ZM235 165V164H234ZM8 166H13V165H8ZM7 166V168H8ZM31 167V165H29ZM42 166V167H43ZM52 166V165H51ZM57 166V165H56ZM60 166V165H59ZM72 166V165H71ZM173 166V165H172ZM186 166V165H185ZM224 166V165H223ZM50 167V165H49ZM70 167V166H69ZM122 167V166H121ZM125 166H123L124 168ZM162 167V166H161ZM207 167V166H206ZM209 167V166H208ZM207 167V168H208ZM234 167V166H233ZM232 167V168H233ZM10 168V167H9ZM13 167H11L12 169ZM21 167H19V170ZM25 168V167H24ZM29 169V167H26ZM80 168V167H79ZM124 168V169H126ZM201 168V167H200ZM207 168H205L207 170ZM211 169V167H209ZM231 168V169H232ZM76 170V168H74ZM72 169V170H74ZM121 169V168H120ZM128 169V168H127ZM166 169V168H165ZM169 169V168H168ZM193 169V168H192ZM236 169V168H235ZM8 170V169H6ZM13 170V169H12ZM14 170H16L14 168ZM25 170V169H23ZM23 170L21 172H23ZM30 170V169H29ZM55 170V169H54ZM53 170V171H54ZM79 170V169H78ZM83 170V169H82ZM129 170V169H128ZM157 170V169H156ZM215 170V168H214ZM214 170L212 169L211 172H214ZM229 170V169H227ZM234 170V169H232ZM231 170V171H232ZM4 171V170H3ZM17 171H18V167H17ZM16 171V172H17ZM52 171V172H53ZM147 171V173L145 172ZM166 171V170H165ZM190 171V169H189ZM188 171V172H189ZM193 171V170H192ZM191 171V172H192ZM200 171V170H199ZM234 171H237V170H234ZM241 171V170H240ZM32 172V171H30ZM77 172V171H76ZM88 172V171H87ZM157 172V171H156ZM167 172V171H166ZM190 172V173H191ZM206 172V171H205ZM230 172V171H229ZM2 173V172H1ZM51 173V172H50ZM159 173V172H158ZM157 173V174H158ZM187 173V172H186ZM188 173V176L189 174ZM202 173H204V171H202ZM245 173V172H244ZM251 173V172H250ZM3 174V173H2ZM88 174V173H87ZM167 174V173H166ZM218 174V173H217ZM234 174V173H233ZM42 175V177H44V172L42 171V173H40V176ZM65 175V174H64ZM67 175V174H66ZM82 175V173H81ZM92 175V174H91ZM159 175V174H158ZM163 175V174H162ZM177 175V174H176ZM175 175V176H176ZM204 174H200L199 173V176H203ZM207 174L205 173V176ZM214 175V174H213ZM221 175V174H220ZM240 175V173H239ZM61 175H59L60 177ZM67 176H70L71 175H67ZM160 176V175H159ZM183 176V175H182ZM242 176V175H241ZM246 176V175H245ZM248 176V175H247ZM77 177V176H76ZM75 177V178H76ZM90 177V176H89ZM181 177V176H180ZM217 176H215V179H216ZM233 177V176H232ZM238 177V176H236ZM170 178V177H169ZM4 179V178H3ZM33 179V178H32ZM62 179V177H61ZM91 179V178H90ZM153 179V180H152ZM188 179V178H187ZM192 180V178H190ZM238 179V178H237ZM242 179V178H241ZM5 180V179H4ZM30 180V179H29ZM63 180V179H62ZM73 180V179H72ZM76 180H79V179H76ZM84 181V179H82ZM152 180V181H151ZM163 180V179H162ZM167 180V179H166ZM173 180V179H171ZM205 180L204 177L200 178L199 179H196V182L194 184L197 185L196 189H197V199L200 200L201 197H199V192L198 190H201L202 188V192L204 193L203 195V202L202 203H205V205L208 207V200L213 204V208L212 209H209L208 207V210L212 211V212H209V223L211 220H215L214 222H211L212 224L215 223L217 220L221 219V221L217 224V226L211 230H208V234H201L199 240L201 241L199 247H198V243H195L192 245L188 242H185L184 244V251H185V254L186 256L188 255V259L186 261L187 264H230L228 263V261H225L226 258H230L231 259V264H264V208L262 209L261 207H256V202L253 201V199L251 198H248L245 196L244 194V189L242 190L243 191V194L240 192L239 193V202L237 203V208L233 205V202H232V199L227 197L225 195V193L223 192L222 190V187L223 186H216L214 187V184L211 182L208 183L206 181H203ZM230 180V179H229ZM31 181V180H30ZM219 181V180H218ZM233 181V180H232ZM260 181V180H259ZM82 182V181H81ZM189 182V180H188ZM194 182V181H193ZM234 182V181H233ZM248 182V181H246ZM6 183V182H5ZM16 183V181L14 182ZM13 183V180H8V185L9 187L10 186H14L15 184ZM123 183V182H122ZM166 183V182H164ZM180 183V182H179ZM190 183V182H189ZM223 183V182H222ZM263 183V182H262ZM31 184V183H30ZM32 182V186L33 188H37L36 185ZM250 184V183H249ZM254 184V182H253ZM255 184H257L255 182ZM264 184V183H263ZM18 185V184H16ZM39 186H41L40 184H38ZM193 185V183H192ZM234 185V184H232ZM258 185V184H257ZM35 186V187H34ZM150 186V187H149ZM188 186V185H187ZM190 186V185H189ZM253 186V185H252ZM251 186V187H252ZM256 186V185H255ZM264 189V185H262ZM7 187V186H6ZM8 187V189H10ZM193 186L190 187V189L192 188ZM237 187V186H235ZM239 187V186H238ZM247 187V186H246ZM258 187V186H257ZM42 188V187H41ZM161 188V187H160ZM159 188V189H160ZM181 188V187H180ZM179 188V189H180ZM215 188V189H214ZM260 188V187H258ZM260 188V189H261ZM18 189V188H16ZM15 189V190H16ZM44 189V188H43ZM232 190L234 189L231 188ZM239 189V188H237ZM251 189H254V188H251ZM20 190V194L19 196L17 197H25L27 194L30 195L31 191L26 193L24 195V193L22 192L21 189ZM26 190V189H25ZM162 190V189H161ZM188 190V188H187ZM205 190H207V192H205ZM255 190V189H254ZM79 191V190H78ZM160 191V190H158ZM257 191V190H256ZM261 190H259L258 192L260 193ZM13 192V191H11ZM10 192V193H11ZM36 192V191H35ZM171 192V191H170ZM185 191H183V194H184ZM189 192V191H187ZM192 192V190L190 191ZM234 192V191H233ZM251 192V191H250ZM255 192V191H254ZM19 193V192H18ZM46 193V192H45ZM167 193V192H165ZM176 193V192H175ZM174 193V194H175ZM227 193V192H226ZM257 192H255L256 194ZM17 194V193H16ZM128 194V193H127ZM173 194V192H172ZM177 194V193H176ZM182 194V193H181ZM195 194V193H194ZM237 194V193H236ZM258 194V193H257ZM256 194V195H257ZM122 195V194H121ZM164 195V194H163ZM170 194H168L169 196ZM185 197H186V194H184ZM260 195V194H259ZM264 195V194H263ZM9 196V194H8ZM15 196V195H14ZM123 196H125L123 194ZM248 196V195H247ZM258 196V195H257ZM10 197V196H9ZM121 197V196H120ZM126 197V196H125ZM164 197V196H163ZM246 198L247 199V202H249V204L245 203L244 205H242V202H240V200L242 198ZM259 197V196H258ZM11 198H13V196H11ZM42 198V197H41ZM133 198V197H132ZM227 198L231 201H228ZM25 199V198H24ZM23 199V200H24ZM45 199V197L43 198ZM42 199V200H43ZM57 199V198H56ZM173 199V198H172ZM170 199V200H172ZM177 199V198H176ZM186 199L188 200H192L194 199L193 195H187ZM196 199V198H195ZM15 200H16V196H15ZM18 200V199H17ZM121 201H123V199H120ZM175 200V199H174ZM183 200V199H182ZM186 200V201H187ZM258 200V199H257ZM59 201V200H58ZM102 201V200H101ZM26 202V201H25ZM33 202V201H32ZM125 202V201H123ZM128 202H131L130 200ZM175 202V201H174ZM182 202V201H181ZM193 202V201H191ZM197 202V201H196ZM199 202V201H198ZM30 203V202H29ZM171 203V202H170ZM186 203V202H185ZM195 203V202H194ZM200 203V202H199ZM224 203H225V206H224ZM259 203V202H258ZM130 204V203H129ZM167 204H169L167 202ZM179 204H182V203H179ZM198 204V203H197ZM201 204V203H200ZM128 205V204H127ZM164 205V204H163ZM188 205V203H187ZM194 205V204H193ZM86 206V205H85ZM140 206V207H141ZM185 206V205H184ZM190 206V205H189ZM262 206V205H260ZM162 207V206H161ZM170 207V206H169ZM183 207V206H182ZM199 207V206H198ZM201 207V206H200ZM264 207V206H263ZM163 208V207H162ZM184 208V207H183ZM195 208V207H194ZM193 208V210H194ZM236 208V209H234ZM246 208V209H245ZM102 209V208H101ZM142 209V208H141ZM220 209V210H219ZM178 210V209H177ZM176 210V211H177ZM183 210V209H182ZM215 210H216V214H215ZM87 211V210H86ZM184 211V210H183ZM88 212V211H87ZM177 213V212H176ZM178 213H180L178 211ZM204 213V214H203ZM184 215H186L184 213ZM176 216V217H174ZM183 216V214H182ZM163 217H164V221L166 222V224H162L163 222ZM15 218V217H14ZM9 219V218H8ZM47 221V220H46ZM179 221V222H178ZM183 222V223H180ZM223 224V228L221 230H218V226L219 224ZM191 225V226H190ZM195 226V227H193ZM185 228V227H184ZM196 228V229H195ZM186 229V230H187ZM30 230V228H29ZM150 231V230H149ZM0 232H5V237H3L4 241H10L12 244H13V248H14V251L21 247H25V246H28L30 245V243L26 240H28L26 237V233L29 232L28 229L26 228H23L21 226H19L18 224L14 223V221H10L8 224L4 225L3 226H0ZM22 233L23 235H18V233ZM1 233V234H2ZM30 235H32L30 233ZM53 236V235H52ZM157 236H160V237H157ZM33 237V235H32ZM54 237V236H53ZM29 238V237H28ZM151 238V237H150ZM154 237V239H156ZM172 239V238H171ZM3 240H0V241H3ZM38 240V239H37ZM177 240V239H176ZM181 240V239H179ZM198 240V241H199ZM210 240H215L214 243L213 242H209ZM154 240H152L151 242H153ZM182 241V240H181ZM180 241V242H181ZM132 242V240H131ZM155 242V241H154ZM178 242V241H177ZM31 243H35V246H39L36 244L35 242V239L33 238L32 242ZM38 243V242H37ZM158 243V242H157ZM5 244V243H4ZM42 244V243H41ZM161 244V243H160ZM47 246L49 245L50 248H45V247H42L44 249V251L47 253L48 252V255L49 256H45L47 258H44L43 259V264H60L62 263L63 261H74V259L76 257H78V250H72V251H69L68 249V254H65V248L62 247V246H57V245H54L53 242H47L46 244ZM131 245V244H130ZM42 246V245H41ZM64 246V245H63ZM69 246V245H68ZM142 246V245H141ZM156 247V246H155ZM198 247V248H197ZM32 252H35L37 250L36 247L34 248H31L30 249ZM71 250V249H70ZM43 251V250H42ZM186 251H189L188 253H186ZM16 253V252H15ZM41 254V253H40ZM184 254V255H185ZM34 255V254H33ZM80 256V255H79ZM82 256V255H81ZM35 257V256H34ZM41 257V255L39 256ZM83 258V257H82ZM88 258V257H85V259ZM70 260V261H69ZM186 260V259H185ZM84 262V261H83ZM63 264V263H62ZM74 264V263H73Z\"/></svg>",
  "mask_w": 264,
  "mask_h": 264
}]
</instances>
